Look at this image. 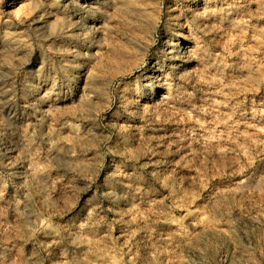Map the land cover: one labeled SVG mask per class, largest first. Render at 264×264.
I'll return each instance as SVG.
<instances>
[{"label": "rangeland", "instance_id": "1", "mask_svg": "<svg viewBox=\"0 0 264 264\" xmlns=\"http://www.w3.org/2000/svg\"><path fill=\"white\" fill-rule=\"evenodd\" d=\"M0 264H264V0H0Z\"/></svg>", "mask_w": 264, "mask_h": 264}, {"label": "bare ground", "instance_id": "2", "mask_svg": "<svg viewBox=\"0 0 264 264\" xmlns=\"http://www.w3.org/2000/svg\"><path fill=\"white\" fill-rule=\"evenodd\" d=\"M87 1V0H86ZM93 1V0H92ZM89 3V2H88Z\"/></svg>", "mask_w": 264, "mask_h": 264}]
</instances>
